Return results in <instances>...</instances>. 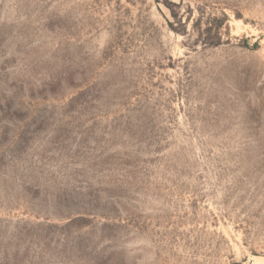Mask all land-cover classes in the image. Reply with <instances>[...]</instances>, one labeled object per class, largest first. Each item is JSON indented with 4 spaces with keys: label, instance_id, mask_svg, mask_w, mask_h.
Wrapping results in <instances>:
<instances>
[{
    "label": "rangeland",
    "instance_id": "obj_1",
    "mask_svg": "<svg viewBox=\"0 0 264 264\" xmlns=\"http://www.w3.org/2000/svg\"><path fill=\"white\" fill-rule=\"evenodd\" d=\"M0 264H264V0H0Z\"/></svg>",
    "mask_w": 264,
    "mask_h": 264
}]
</instances>
